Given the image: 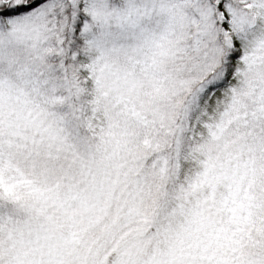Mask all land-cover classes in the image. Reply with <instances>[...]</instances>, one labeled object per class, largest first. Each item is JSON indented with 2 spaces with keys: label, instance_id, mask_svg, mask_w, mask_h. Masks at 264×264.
Wrapping results in <instances>:
<instances>
[{
  "label": "rangeland",
  "instance_id": "1",
  "mask_svg": "<svg viewBox=\"0 0 264 264\" xmlns=\"http://www.w3.org/2000/svg\"><path fill=\"white\" fill-rule=\"evenodd\" d=\"M215 2H5L7 8H27L1 20L0 45L12 41L34 48L32 37H50L59 46L78 4L89 12L91 24L133 42L115 43L116 58L106 57L111 49L99 48L89 59L107 117L96 143L79 133L77 146L68 143L54 120L24 98L27 90L40 95L29 87V73L0 78V170L20 208L19 219L3 232L1 264H264V44L248 65L237 102L220 119V128L209 130L194 181L154 196L145 184V157L154 150H166L167 160L174 156L186 95L209 77L228 45L217 25ZM229 10L238 25L250 23L243 10ZM163 15L181 29L182 39L174 44L188 45L181 48L186 59L178 70L179 77L185 76L176 78L161 108L164 97L151 105L156 92L143 74L152 49L161 56L168 52V43L149 28ZM156 81L153 76L157 92L163 93ZM15 87L26 93L14 92ZM71 124L78 126L76 116ZM151 124L157 127L155 138L145 151L138 146L139 136L141 127Z\"/></svg>",
  "mask_w": 264,
  "mask_h": 264
},
{
  "label": "trees",
  "instance_id": "2",
  "mask_svg": "<svg viewBox=\"0 0 264 264\" xmlns=\"http://www.w3.org/2000/svg\"><path fill=\"white\" fill-rule=\"evenodd\" d=\"M7 1L0 0V22L25 12L27 8L20 5L7 8L5 5ZM43 1L33 0V4ZM208 2L213 4L215 1ZM214 6L220 15L217 25L228 45L224 48L219 65L209 77L196 84L186 95L182 127L174 156L167 160L166 150H154L145 157L142 164L145 184L148 182L147 188L153 196L157 190L161 189L163 193L175 192L194 181L198 167L205 157L204 150L211 134L209 130L220 128V119L222 116L225 118L227 110L237 102L235 96L237 92L242 93L244 81L250 70L248 65L253 61L252 58L257 54L261 44H264V0H217ZM231 6L247 13L251 19L250 23L238 25L229 10ZM88 14L81 4L76 6L69 33L63 37L59 46L50 37L40 41L37 37H32L31 39L35 41L34 48H24L22 44L12 41L0 45V78L9 72L22 77L29 73L28 79L31 81L29 87L39 89L40 95L35 98V94L27 90L28 97L24 98L50 120H54L53 122L65 132L67 142L76 146L77 133L87 143H96L105 130L107 120L101 88L89 73L87 66L89 59L99 48L112 50L115 43L128 45L129 41L133 42L130 38L119 39L113 30H108L103 25L94 26ZM154 22L149 28L155 32L157 40L168 43L166 46L168 52L161 56L156 49H152L151 64L145 69L143 76L147 77L148 88L156 92L151 105L153 106L156 98L164 97L162 108L167 104L166 98L171 95L176 78L181 80V77L185 76L182 74L179 77L178 70L186 59L181 48L188 44H174L182 39L181 29L176 28L175 21L167 15ZM143 26H146L145 22ZM103 32L105 36H102ZM106 57L116 58V54L114 55L112 50ZM153 76H157L155 85L164 90L163 93L157 92L152 83ZM12 90L18 94L26 93L22 88L19 91L21 93L16 87ZM75 116L78 119L76 127L71 124ZM156 128L154 124L141 127L138 143L141 149L147 151L151 147ZM261 143L264 146V138ZM9 181L0 170V242L4 230L19 219L20 208L11 200L16 194Z\"/></svg>",
  "mask_w": 264,
  "mask_h": 264
}]
</instances>
